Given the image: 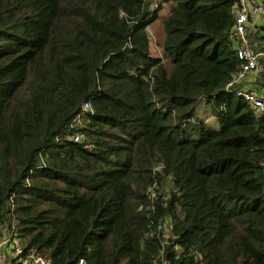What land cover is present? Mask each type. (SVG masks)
<instances>
[{
  "label": "trees",
  "instance_id": "obj_1",
  "mask_svg": "<svg viewBox=\"0 0 264 264\" xmlns=\"http://www.w3.org/2000/svg\"><path fill=\"white\" fill-rule=\"evenodd\" d=\"M234 3L0 0V229L49 264H264Z\"/></svg>",
  "mask_w": 264,
  "mask_h": 264
},
{
  "label": "built area",
  "instance_id": "obj_2",
  "mask_svg": "<svg viewBox=\"0 0 264 264\" xmlns=\"http://www.w3.org/2000/svg\"><path fill=\"white\" fill-rule=\"evenodd\" d=\"M248 32H261L259 42H249ZM227 39L231 41L235 50V57L240 61V72L232 80L231 85L245 83L247 78L261 74L264 67L257 64L259 59H264V8L262 0H235L234 21ZM248 83L245 86L248 87ZM235 97H239L248 104L256 116L264 119V97L258 90L247 89L234 92ZM88 106L84 105L83 109ZM81 264V260L77 261ZM0 264H49V260L33 250L25 251L22 243L13 230L0 229Z\"/></svg>",
  "mask_w": 264,
  "mask_h": 264
},
{
  "label": "rangeland",
  "instance_id": "obj_3",
  "mask_svg": "<svg viewBox=\"0 0 264 264\" xmlns=\"http://www.w3.org/2000/svg\"><path fill=\"white\" fill-rule=\"evenodd\" d=\"M165 10L162 9L159 12V15H164ZM146 33L147 36L149 38V44H150V48L149 51L152 55L156 56L160 53V48L159 45L162 41V30H161V24H160V20L155 21L154 23H152L149 27L146 28Z\"/></svg>",
  "mask_w": 264,
  "mask_h": 264
},
{
  "label": "crops",
  "instance_id": "obj_4",
  "mask_svg": "<svg viewBox=\"0 0 264 264\" xmlns=\"http://www.w3.org/2000/svg\"><path fill=\"white\" fill-rule=\"evenodd\" d=\"M257 39H258V37L257 36H255ZM256 38H254V40L256 41ZM250 80H248V78H247V80L245 81V83H248L249 85H250V82H249Z\"/></svg>",
  "mask_w": 264,
  "mask_h": 264
}]
</instances>
